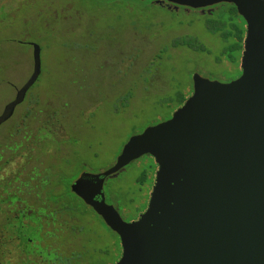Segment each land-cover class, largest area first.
Masks as SVG:
<instances>
[{
  "label": "rangeland",
  "instance_id": "374dc122",
  "mask_svg": "<svg viewBox=\"0 0 264 264\" xmlns=\"http://www.w3.org/2000/svg\"><path fill=\"white\" fill-rule=\"evenodd\" d=\"M207 18L184 7L168 11L150 0H0V109L13 95L6 80L20 83L31 70L29 45L11 40L12 33L23 19L35 36L37 25L43 29L41 39L26 40L41 45V73L29 92L39 95L40 104L32 102L36 117L64 112L71 144L62 139V201L73 197L68 183L81 169H107L130 136L170 118L191 94L193 72L221 80L235 76L234 66L213 63L221 42L206 26ZM207 45L214 48L211 54ZM40 108L45 110L39 113ZM15 111L18 118L20 105ZM10 122L0 125V138ZM154 166L153 157L142 155L106 179V202L125 221L146 209L150 183L137 182ZM78 218L83 229L72 243L77 264H115L121 254L118 235L91 210ZM69 240L66 230L56 235L63 248Z\"/></svg>",
  "mask_w": 264,
  "mask_h": 264
},
{
  "label": "water",
  "instance_id": "95a60500",
  "mask_svg": "<svg viewBox=\"0 0 264 264\" xmlns=\"http://www.w3.org/2000/svg\"><path fill=\"white\" fill-rule=\"evenodd\" d=\"M156 1L233 4L246 23L241 73L229 82L195 73L193 92L170 118L130 136L110 167L81 173L71 190L118 235L115 264H264V0ZM32 45V73L0 124L39 75ZM145 154L157 165L147 207L125 221L105 201L103 182Z\"/></svg>",
  "mask_w": 264,
  "mask_h": 264
},
{
  "label": "flooded vegetation",
  "instance_id": "af4514ba",
  "mask_svg": "<svg viewBox=\"0 0 264 264\" xmlns=\"http://www.w3.org/2000/svg\"><path fill=\"white\" fill-rule=\"evenodd\" d=\"M153 3L164 6L168 11H175L179 7H184L156 0H153ZM214 5L205 8H184L186 10L195 9L198 13L208 16L206 26L214 35H217L218 41L221 42V49L214 56L213 63L220 67L226 63L234 66L236 74L235 76H227L229 78L226 80H221L218 77L208 76L209 74L193 72L191 74V93L193 92V75L195 73L204 78L220 82H229L241 73L240 62L246 34V23L243 18L242 22L237 16L228 15L226 10H216ZM6 15L11 16V12L9 11ZM31 26L30 21L23 19L21 25L16 27L17 31L12 33L11 40L14 41L18 38V40L22 39V42L25 41L24 43L29 45L30 55L32 56L33 45L26 42V40H28L27 38L34 40L35 37L41 39L43 29L37 25L38 34L35 36L31 31ZM241 28L243 29V35L239 40L236 33ZM189 32L191 31L183 30L182 34H190ZM38 45L40 47V75L41 45L39 43ZM210 47L211 45L207 47L206 51L211 54L214 48ZM30 63V73L20 83L14 84L4 79L10 84L13 95L5 101L0 109V114L4 106L14 99L17 90L31 75L33 58ZM32 85L26 91L22 102L16 105H20L21 113L19 117H13L15 106L13 116L11 115L4 121L11 122L0 138V264H77L78 249L74 248L72 243L77 240L79 231L83 229V225L79 223V212L86 213V210H91L95 213V211L71 190V184L81 173L87 171L81 169L78 175L68 183L69 191L73 197L62 201L60 192L62 186L61 155L65 152L62 139L71 144L67 141L68 128L62 122L65 118L64 112L49 111V113L44 111L47 112L48 116L45 118L33 115L32 104L37 102L36 105H38L40 100L37 93L30 94L29 90ZM43 109L40 108L38 112L40 113ZM87 109L89 110L90 106L79 108L77 114H84L88 111ZM80 125L82 123H78L77 126ZM93 155L95 157L99 156L96 151ZM148 156L150 155L148 154ZM150 157L152 158V156ZM47 158H49V162ZM156 169L157 165L155 163L150 175L146 171L144 173L145 180L137 182L140 186L150 183V192ZM101 171L103 169H98L95 173ZM116 174L105 177L102 186L104 197L106 179ZM79 204L82 208L79 207ZM62 230H66L70 235L67 248H63L61 242L56 241V235Z\"/></svg>",
  "mask_w": 264,
  "mask_h": 264
},
{
  "label": "trees",
  "instance_id": "16d2710c",
  "mask_svg": "<svg viewBox=\"0 0 264 264\" xmlns=\"http://www.w3.org/2000/svg\"><path fill=\"white\" fill-rule=\"evenodd\" d=\"M150 1L153 2V0H150ZM216 5H217V6H218V5L224 6V7H225L224 10L227 11V14H228V15H230V16H237V17L243 22L242 17L237 13L236 8H235V6H234L233 4H231V3H218V4H216ZM216 5H214V6H216ZM26 6H27V5H26ZM217 6H216V7H217ZM236 34L238 35V39L241 40L242 35H243V29H242V28H241V29H238ZM180 101H181V103H182V102L184 101V99H181ZM145 172H146L145 170L142 171L140 177L138 178V181L143 182V181L145 180V179H144V178L146 177V176L144 175Z\"/></svg>",
  "mask_w": 264,
  "mask_h": 264
}]
</instances>
